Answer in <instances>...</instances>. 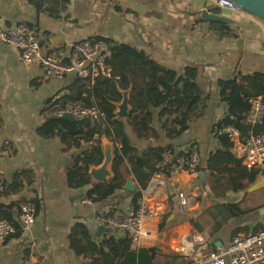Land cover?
<instances>
[{"label": "crops", "instance_id": "crops-1", "mask_svg": "<svg viewBox=\"0 0 264 264\" xmlns=\"http://www.w3.org/2000/svg\"><path fill=\"white\" fill-rule=\"evenodd\" d=\"M66 1L58 15H52L46 9H37L31 0H0V33L27 22L40 37L44 50L56 53L62 60L70 58L75 44L90 38L132 47L136 53L124 72V79L132 88L131 111L129 116L119 118L127 120L125 129L137 151L135 160L142 159V165L148 161L154 165L159 161L155 155L158 149L164 152L172 147L184 156L195 149L201 167L208 168L206 188L199 174L187 171L157 169L150 176L159 194L153 198L156 209L147 225L157 231V236L133 242V248L160 249L159 264H193L205 254L227 247L234 236L261 229L264 165L247 167V171L236 142L219 134L217 129L229 114L220 81L240 74H264V20L245 10L220 7L214 12L231 16L239 23L218 28L212 25L215 22L185 12L212 7L216 0ZM188 67L198 70L196 81L202 96L195 107L197 116L181 135H169L163 123L170 125L173 116L152 105L147 86L154 74L175 80ZM115 76L120 79L121 73ZM78 79L75 74L45 77L40 66L25 63L20 50L0 37V174L5 180L0 206H11L3 210L15 220L22 201L31 200L38 207L32 226L24 228L19 224L14 235L0 242V264H24L29 259L34 264H97L96 259L101 255L90 247L80 228L73 245L71 236L76 226L84 224L90 240L97 246L111 236L126 235L122 230L109 228L104 220L118 212L134 213L138 206L133 201L134 193L140 189L135 175L128 174L123 188L106 199L93 200L88 194L102 181L88 173L91 183L79 187L70 185L67 178L68 166L89 145L65 149L58 137H46L38 132L46 119L45 106L56 94L67 91L64 101L74 102L72 89L76 93L79 90ZM149 111L152 116L147 122L134 120V116L140 118ZM106 139L112 143L114 158L118 143ZM101 145L104 151L102 138ZM213 157L215 164L209 167ZM130 166L127 161L126 167ZM249 171L256 172L257 177L253 184L243 187L247 188L246 194L238 193L242 188L223 193L228 190L226 184L232 187L241 173L244 174L241 179L247 181ZM128 179L133 189L126 187ZM250 188L254 189L250 191ZM182 192L189 198L187 207L181 205ZM229 203H239L247 213L214 228L224 215V208L216 206ZM176 211H196L201 215L163 231L166 220ZM197 225L203 230L199 231ZM209 239L214 243L209 245Z\"/></svg>", "mask_w": 264, "mask_h": 264}, {"label": "trees", "instance_id": "trees-1", "mask_svg": "<svg viewBox=\"0 0 264 264\" xmlns=\"http://www.w3.org/2000/svg\"><path fill=\"white\" fill-rule=\"evenodd\" d=\"M31 2L37 9H46L52 15H58L60 10L66 5L67 1L31 0ZM212 25L219 28L221 27L220 25L224 26L226 24L212 23ZM103 40L112 44L113 55L110 64L114 75L117 72L121 73L120 79H116L115 77H103L96 79L94 83H87L82 79H78L79 81H77V83L79 90L77 93L76 91L74 92V89L72 90L74 93V101L81 100L88 104H96L104 112L106 118L100 123H92L88 119L76 117L73 119L50 117L45 119V122L38 129V132L42 136L58 137L62 141L65 149H71L74 147L79 148L85 144L89 145L83 153L75 157L74 161L67 168L69 184H75L79 187L89 186L91 183L88 174L90 167L93 165H100L104 160V151L101 145L102 136L105 135L114 143H120V147L117 146L115 149V155L113 158L112 170L114 176L108 181L96 183L94 189H91L88 195L93 200L106 199L118 189L123 188L126 176L132 173L135 175L140 187V189L134 193L133 198L135 205H137L141 196V189L148 185L150 176L157 171L156 162L152 165L148 161L145 162V165H142L138 160H135L137 151L130 144L125 129V122L127 120H122L115 114V103L119 102L122 98L120 90L127 89L130 86L124 79V72L130 65L132 56L136 53V50L130 46L118 44L108 39ZM197 76L198 70L196 68L188 67L184 74L175 80H172L165 75L156 74L152 75L150 78L147 87L152 105L161 108L163 113L173 116L170 125H168V122L163 123L169 135L173 133L177 136L181 135L188 128L192 119L197 116L195 107L198 106L202 96V92L196 81ZM219 85L221 88L220 92L229 105V114L225 117L223 122L234 124L243 134L252 132L264 137V118L260 124L252 125L246 122V117L252 109L250 98L259 94H264V74H240L228 80H221ZM159 86H162L164 90H161ZM141 94L142 92L140 95ZM151 116L152 115L149 111L140 118L134 116V120L147 122V120H149L148 118ZM133 126L135 127L134 121ZM90 141H92V143H88ZM162 152L163 149H158L155 152L158 160L161 158V155L163 154ZM175 153L176 155H183L176 151ZM130 154L132 155L130 156ZM127 161L131 164L130 168L126 167ZM239 163H241L240 160ZM214 164L215 159L213 157L210 160L209 167L214 166ZM123 167L125 168L124 170ZM244 168L246 170L248 169L246 166H244ZM205 170H208V168H203V166L199 167V171L204 172ZM249 172L250 173H247V181L241 179V177L244 176V174L241 173V177L237 179L232 187L231 185L226 184L225 189L228 190H225L223 193L230 190H238L253 184L256 180L257 173ZM15 186L18 187L19 184L16 183ZM10 207L11 206H0V219L14 222L17 229L19 228L20 223L15 220L10 213L3 210L4 208L8 209ZM216 207L224 208V215L221 220L219 223L214 224V228L216 229L230 218L242 216L247 213L239 203L217 205ZM161 226H163V221ZM78 228L81 229L83 237L87 238L91 243L90 247L99 251L101 257L96 259L97 264H159L160 262V249L151 246L141 247L138 250H135L132 245L133 242L127 234L123 237L111 236V238L105 239L101 243V246H97L96 243L90 240L89 233L84 224H78L76 226L75 231L71 236L73 245H75V242L77 241L76 232ZM196 228L199 231L203 230L201 225H197ZM106 247L108 250L105 249ZM174 259H177V257Z\"/></svg>", "mask_w": 264, "mask_h": 264}, {"label": "built area", "instance_id": "built-area-1", "mask_svg": "<svg viewBox=\"0 0 264 264\" xmlns=\"http://www.w3.org/2000/svg\"><path fill=\"white\" fill-rule=\"evenodd\" d=\"M221 8L243 10L232 0H216ZM2 41L20 50L22 59L27 64H37L44 72L45 77L63 78L68 74H75L87 83H94L98 78L119 79L113 74L110 60L113 55L112 44L106 40L90 38L75 44L73 53L67 60H62L53 52H46L38 34L27 22H20L17 26L3 30L0 33ZM67 91L56 94L45 106V118L64 117L66 114L76 118L88 119L92 123L102 122L106 116L96 104L84 101L65 102ZM252 109L246 117V122L260 124L264 118V94L251 97ZM219 134L227 136L236 142L242 154V163L248 168L264 165V137L252 132L243 134L234 124L221 122L217 129ZM120 147V143H118ZM190 154V155H189ZM189 156L176 155L174 148L168 147L156 164L160 172L187 171L193 175L199 174L201 166L200 155L193 149ZM5 189L4 176L0 174V193ZM246 194L247 188L238 190ZM159 194L156 183L151 181L141 190L138 206L134 213L125 215L116 213L105 218V224L112 229L124 231L132 242L140 243L143 240H152L157 231L147 225L148 219L156 207L152 205L153 198ZM181 205L187 207L189 198L180 193ZM38 207L31 200H24L20 204V213L17 221L24 227H30L36 222ZM16 233L14 222L0 219V242H4ZM24 264H34L30 259ZM193 264H264V221L262 228L254 233L236 235L227 247L211 251Z\"/></svg>", "mask_w": 264, "mask_h": 264}, {"label": "water", "instance_id": "water-1", "mask_svg": "<svg viewBox=\"0 0 264 264\" xmlns=\"http://www.w3.org/2000/svg\"><path fill=\"white\" fill-rule=\"evenodd\" d=\"M234 1L238 6H240L243 10L255 15L256 17L264 20V0H232ZM220 8L219 5H214L212 7H203L198 10L194 11H185L188 14L191 15H197L200 16L202 19L215 22V23H222V24H237L239 21L231 16H227L221 13L214 12L215 10H218ZM132 88L129 87L127 89H121L122 99L119 102L115 103L116 106V112L115 114L117 117L125 118L129 116L131 111L130 106V93ZM65 119H73L74 116L66 114L64 116ZM107 137L105 135L102 136V141L104 142V160L99 166H91L89 169V174L92 175L94 178H96L99 181L105 182L109 180V178H112L114 176V172L112 171V164H113V146L112 143L107 141ZM138 162L142 164V159H139ZM198 178L201 180L203 188H206V178H207V172H201L198 175ZM126 187L129 189H133L131 180L126 181ZM254 188H250V191H252ZM201 213H196V211H187V212H180L176 211L174 212L165 223V226L163 227L164 230H168L175 226L178 223H182L187 221L188 219H197ZM159 236H163V234H160ZM207 243L210 245L214 243L212 239H209ZM215 245H220L215 242Z\"/></svg>", "mask_w": 264, "mask_h": 264}]
</instances>
